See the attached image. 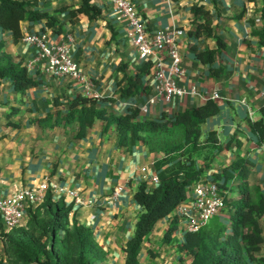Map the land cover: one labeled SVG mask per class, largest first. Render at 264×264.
I'll use <instances>...</instances> for the list:
<instances>
[{
  "label": "crops",
  "instance_id": "1",
  "mask_svg": "<svg viewBox=\"0 0 264 264\" xmlns=\"http://www.w3.org/2000/svg\"><path fill=\"white\" fill-rule=\"evenodd\" d=\"M133 1L151 30L167 25L184 29L180 45L187 74L180 84L199 90L198 95L176 97L168 104L153 106L147 114L140 112L139 119L158 120L163 114L174 117L204 105L217 91L220 98L215 102L220 110L202 126L201 138L206 148L198 160V166L203 168L201 180H215L238 192L239 172L233 170V163L241 159L250 169L249 183L261 187L264 193V138L252 125L264 118L261 94L264 42L255 33L264 28V0ZM93 2L103 9L97 19L81 13L72 20L70 9L79 7L81 0H40L34 9L53 16L54 26H47L46 20L21 23L24 37L48 31L53 40L61 41L72 35L71 55L79 64L81 80L46 73L37 59L36 47L23 39L16 43L13 34L0 27L4 49L15 59H23L27 67L33 62L34 66L28 69L38 82L21 93L10 80L0 81V195H12L46 177L51 185L79 190L91 204L75 205L71 196L61 193H53V198L65 199L73 205L76 218L93 230L107 256L113 260L117 256L124 262L123 247L132 238L142 212L135 193L142 182L159 174L155 163L164 154L151 151L142 143L132 147L120 145L116 124L107 128V122L102 119H97L87 135L80 138L78 125L66 122L69 104L78 94L97 97L99 105L110 114H125L129 108L143 105L151 92L146 76L137 95L122 97L118 83L124 72L119 71V66L127 63V72L132 74L145 63L126 38V24L115 19L108 0ZM197 5L210 11L213 35L196 33V24L205 21L202 13L194 12ZM65 6L68 8L61 9ZM218 37L225 47L215 54L213 63L202 62L198 53L217 49ZM212 69H219L220 73L213 75ZM126 85L127 80L122 87ZM103 98L111 100L103 101ZM211 133L216 136L213 141L209 137ZM119 186H124V191L117 205L108 204L107 198ZM192 199L190 189L185 202ZM176 214L177 208L157 224L148 237L150 248L156 246L158 236L163 238L170 223L175 221L178 226L171 242L166 243L167 252L188 259L190 264L191 255L180 250L186 239L183 231L186 221ZM260 223L264 236V217ZM256 254L264 255V244Z\"/></svg>",
  "mask_w": 264,
  "mask_h": 264
},
{
  "label": "trees",
  "instance_id": "2",
  "mask_svg": "<svg viewBox=\"0 0 264 264\" xmlns=\"http://www.w3.org/2000/svg\"><path fill=\"white\" fill-rule=\"evenodd\" d=\"M39 2L0 0V27L10 31L16 43L24 37L21 28L23 21L46 20L47 26H54L56 20L53 16L34 9ZM193 10L196 14L202 13L205 18V21L196 24V33L213 35L210 11L203 5L194 6ZM70 13L73 21L81 13L90 19H97L102 16L103 9L93 0H81V5L70 9ZM255 33L264 42V28ZM218 44L217 49L199 52V59L204 63H213L215 54L225 47L219 37ZM127 68V63L119 66V71L124 72V78L118 83L122 97L138 94L140 83L151 72L152 63H146L132 74L127 72ZM211 72L218 75L220 70L212 69ZM4 79L10 80L21 93L38 84L23 59H15L4 49V42L0 40V81ZM126 80L127 85L122 87ZM145 89L148 90V86ZM219 110L215 100L209 99L204 105L177 113L174 117L163 114L158 120H143L139 119V108H129L125 114H110L99 105V99L95 96L78 94L71 100L66 122L78 125L77 137L86 136L95 121L102 119L107 122V128L116 124L120 145L132 147L142 143L151 151L164 154L155 163L160 183L150 186L144 181L135 193L142 212L132 238L123 247L124 264H143L141 258L148 237L161 220L187 200L191 187L201 180L203 168L198 166V160L206 148L201 138L202 126ZM252 125L264 138V118ZM209 137L212 141L216 139L215 133ZM233 170L239 172L238 192L219 183L225 208L198 231L187 233L180 245L181 251L191 255L190 264H264V255L256 254L264 244L260 223L264 217V193L261 187L249 183L250 169L241 159L233 163ZM177 226L175 221L170 223L164 242H171ZM1 233L5 244L12 248L13 255L26 264H97L107 255L93 230L78 221L73 205L67 204L65 199L55 200L51 191L42 205L29 207L25 225L12 230L3 228ZM179 264L188 263L181 258Z\"/></svg>",
  "mask_w": 264,
  "mask_h": 264
},
{
  "label": "built area",
  "instance_id": "3",
  "mask_svg": "<svg viewBox=\"0 0 264 264\" xmlns=\"http://www.w3.org/2000/svg\"><path fill=\"white\" fill-rule=\"evenodd\" d=\"M108 2L115 19L126 24V38L135 47L139 59L145 64L152 63L151 72L147 75L151 92L146 102L139 107L140 112L147 114L153 106L159 103L168 104L176 97L198 95L197 88L188 89L180 84L187 74L180 45L184 29L176 25H167L158 30H151L133 0ZM23 40L36 47L37 59L46 73L55 77H70L72 80L83 79L79 64L71 55L70 43L74 41L72 35H68L66 40L55 41L48 31H39L23 37ZM33 66V62L28 64V67ZM261 94L264 99V83ZM219 98L217 91L210 97L213 100ZM242 102L246 103V100ZM146 181L150 186L158 185L159 174L155 173ZM191 189L192 201L178 206L176 214L186 221L183 230L186 235L204 227L214 216L220 214L226 205L221 186L215 180H201ZM50 191L56 195L61 193L71 196L73 203L78 206L92 203L87 201L79 190L51 185L50 179L46 177L37 185L24 186L12 195H0V233L3 228L12 230L25 225L29 207L42 205ZM123 191L124 186L117 187L107 198V203L117 205Z\"/></svg>",
  "mask_w": 264,
  "mask_h": 264
},
{
  "label": "rangeland",
  "instance_id": "4",
  "mask_svg": "<svg viewBox=\"0 0 264 264\" xmlns=\"http://www.w3.org/2000/svg\"><path fill=\"white\" fill-rule=\"evenodd\" d=\"M149 239L146 240L145 247L143 249L142 254V263L143 264H179L180 258L176 256H172L174 253L167 252V245L164 242V237L161 238L158 236L156 241V246L154 248H150ZM12 248H9L5 242L2 233H0V263L2 264H26L23 261L17 259L12 252ZM176 253V252H175ZM187 263L188 259H186ZM176 261V262H175ZM124 262L121 258L115 257L113 260L106 255L105 259L102 261H98L97 264H123Z\"/></svg>",
  "mask_w": 264,
  "mask_h": 264
}]
</instances>
